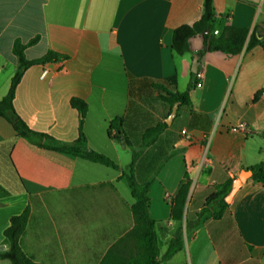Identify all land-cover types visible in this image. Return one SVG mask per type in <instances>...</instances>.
<instances>
[{"label": "crops", "instance_id": "1", "mask_svg": "<svg viewBox=\"0 0 264 264\" xmlns=\"http://www.w3.org/2000/svg\"><path fill=\"white\" fill-rule=\"evenodd\" d=\"M213 7L215 35L227 26L264 34V0H213ZM201 13L202 0H0V100L17 68L15 41L36 39L23 51L27 60L48 52L64 57L30 66L15 89V113L42 138L21 137L0 116V251L8 249L3 232L9 219L28 207L20 247L34 264H140L138 239L128 236L134 199L122 176L131 149L107 130L123 117L138 148L144 130L169 115L153 87L162 84L172 93L188 89L190 103L177 108L135 165L137 180L149 182L158 264H264V186L251 176L229 191L219 219L187 227L216 187L264 161V46L198 55L203 43L196 36L188 53H175L173 30ZM170 78L175 85L166 82ZM71 99L86 104L84 146L119 169L48 148L77 145L81 115ZM240 123L245 131L236 129ZM181 130L184 144H178ZM185 174L183 218L174 221L170 203ZM176 231L182 246L165 259Z\"/></svg>", "mask_w": 264, "mask_h": 264}, {"label": "trees", "instance_id": "2", "mask_svg": "<svg viewBox=\"0 0 264 264\" xmlns=\"http://www.w3.org/2000/svg\"><path fill=\"white\" fill-rule=\"evenodd\" d=\"M216 16L213 7V0H202V13L200 18L191 25H181L175 28L171 36L172 50L183 55L189 52V39L201 36L203 48L198 55L205 52H222L228 55H237L242 50H250L256 45L264 46V34H259L256 30L248 32L246 29L236 28L232 26L224 27L218 35L214 34ZM36 39L31 40L26 45L15 41L12 46L13 55L17 59V68L10 80L7 94L0 100V116L5 118L13 127V129L23 138H42V135L35 134L27 125L19 118L13 108V99L15 89L19 84L21 77L27 68L36 64L46 62H56L62 58L55 52H48L41 58L35 60H27L24 56V49L27 45H31ZM197 55V56H198ZM194 75V74H193ZM167 83L175 85V79L166 80ZM195 83V80L193 81ZM161 94L159 99L169 106V113L173 104L177 103L178 108L182 105H189V90L183 93H172L168 91L162 84L153 86ZM70 105L77 109L81 115L77 145L48 147L58 152L79 156L87 161L98 163L114 169H119L118 166L106 156L88 150L85 145V138L82 133V123L86 111V104L78 99H71ZM168 113V114H169ZM123 117L115 118L108 127L107 134L113 137L118 142H122L125 146L131 149V162L126 172H122L125 177L134 199L131 206V212L135 221V226L128 236H134L138 239L142 249L140 254V264H158V249L156 235L154 232V222L148 214V187L149 182L138 181L135 177V165L142 154V150L152 145L158 135L167 128L165 122L157 123L155 126L148 127L144 130L141 137V144L138 148H134L129 139L128 134L123 129ZM115 133L112 135V131ZM264 138V135H263ZM251 171V178L260 182L264 186V161L248 168ZM232 180L227 181L220 187H216L213 192L205 199L201 211L197 218L192 223H187V227H197L208 219H219L226 211L228 204L225 202V197L230 191ZM190 180L185 174V182L181 185L170 205V217L174 221H181L183 218L184 206L187 200ZM29 219V208L26 207L20 214L14 215L9 219V225L3 232L4 241L8 246L6 251H0V259L8 260L11 264H34L21 250L20 238L23 235ZM182 246L181 232L176 231L173 239L164 254V258H169L173 253L178 251ZM118 264H137V262L122 261Z\"/></svg>", "mask_w": 264, "mask_h": 264}, {"label": "water", "instance_id": "3", "mask_svg": "<svg viewBox=\"0 0 264 264\" xmlns=\"http://www.w3.org/2000/svg\"><path fill=\"white\" fill-rule=\"evenodd\" d=\"M197 64H198V57L196 55H193L192 66H191V72L193 74H195L197 72ZM177 108H178L177 103L173 104V106L171 107V111H170L169 115L167 116V118L165 119V123L167 125H170L173 118L176 116ZM250 176H251L250 170L241 171L238 178H236L232 183V187H231L229 196L233 192H235L237 190V188L240 186V184L242 182L246 181ZM229 196L226 197V200H228Z\"/></svg>", "mask_w": 264, "mask_h": 264}, {"label": "built area", "instance_id": "4", "mask_svg": "<svg viewBox=\"0 0 264 264\" xmlns=\"http://www.w3.org/2000/svg\"><path fill=\"white\" fill-rule=\"evenodd\" d=\"M195 78L197 79L198 77L195 76ZM196 86H199V84H196ZM236 129L245 131L246 127H245V125L243 123H240V124L237 125ZM180 135H181V138H179L178 144H184L187 141V139L185 138V131L181 130L180 131ZM204 161L206 163H208V160L205 157H204Z\"/></svg>", "mask_w": 264, "mask_h": 264}, {"label": "rangeland", "instance_id": "5", "mask_svg": "<svg viewBox=\"0 0 264 264\" xmlns=\"http://www.w3.org/2000/svg\"><path fill=\"white\" fill-rule=\"evenodd\" d=\"M149 99H151L152 100V98H149ZM152 101H154L153 102V104L155 103H157V102H155V101H158V97H157V99H153ZM150 124V118H148V116L147 115H145V125H149ZM127 155H126V158L125 159H128L131 155H130V153L128 152V153H126Z\"/></svg>", "mask_w": 264, "mask_h": 264}]
</instances>
